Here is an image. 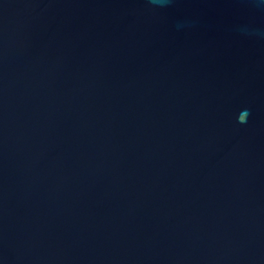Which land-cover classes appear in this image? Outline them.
Masks as SVG:
<instances>
[{
  "label": "water",
  "instance_id": "water-1",
  "mask_svg": "<svg viewBox=\"0 0 264 264\" xmlns=\"http://www.w3.org/2000/svg\"><path fill=\"white\" fill-rule=\"evenodd\" d=\"M0 264H264V0H0Z\"/></svg>",
  "mask_w": 264,
  "mask_h": 264
}]
</instances>
